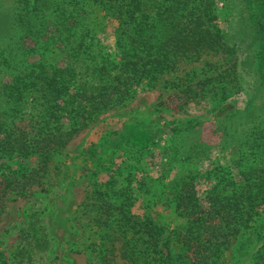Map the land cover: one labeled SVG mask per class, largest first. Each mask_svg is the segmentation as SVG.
Returning <instances> with one entry per match:
<instances>
[{"label":"rangeland","instance_id":"obj_1","mask_svg":"<svg viewBox=\"0 0 264 264\" xmlns=\"http://www.w3.org/2000/svg\"><path fill=\"white\" fill-rule=\"evenodd\" d=\"M214 1V23L226 35L231 53L179 60L177 69L162 75L155 87L140 86L124 106L77 134L52 156L44 172H37L34 158H17L0 168V251L5 264H139L123 259L121 252L104 260L100 249L123 248L118 238L123 229L105 224L111 215L104 201L127 207L132 221L153 235L146 236L151 245L163 240L178 250L180 235L189 226L177 211L185 192L194 190L207 208L216 194L226 196L232 187L227 184L242 180V170L264 168V34L252 29L258 19L264 25V7L258 0L254 5L251 0ZM0 4L13 8L18 3ZM97 24L86 23L94 35L87 42L95 50L98 36L103 47L102 53L95 50L98 59L114 66L113 56L107 55L115 49V24L104 21L102 33ZM45 26L48 36V21ZM50 43L46 73L55 69L51 66L57 59L70 55L57 56V45ZM41 52L30 40L16 45L0 34L1 92L12 77L28 80L29 90H37L15 120L32 136L46 124L47 113L51 128L68 126L51 115L53 105L64 106V99L55 101L45 93V84L33 82ZM3 110L1 98L0 114ZM225 135L230 138L223 141ZM8 176L17 181L6 182ZM245 232L212 264H255L264 247V214ZM132 238L148 253L141 235L130 234Z\"/></svg>","mask_w":264,"mask_h":264},{"label":"trees","instance_id":"obj_2","mask_svg":"<svg viewBox=\"0 0 264 264\" xmlns=\"http://www.w3.org/2000/svg\"><path fill=\"white\" fill-rule=\"evenodd\" d=\"M254 1L250 3L254 5ZM258 1L264 7V0ZM17 3L13 8L0 4V23L3 22L0 34L12 44L30 40L36 50H42L37 63L40 71L33 73V82H37L35 86L45 84V93L55 101L64 99V106L53 105L51 115L56 117L55 121H68V126L61 130L51 128L47 113L46 124L35 136L22 131L21 121H15L17 114L37 90H29L28 80L24 83L18 77L10 78L0 90V99L5 101V110L0 114V168L17 158H34L38 160L37 172H44L52 156L64 150L77 134L101 115L124 106L135 97L140 86L155 87L162 75L177 69L179 60L199 59L208 52L228 54L233 50L214 23V0H17ZM92 19L96 22H91ZM109 20L115 24L112 30L115 49L107 57L113 56L114 66L112 63L106 66V60L98 59L95 50L102 53L103 47L98 46L101 40L97 36L94 50L87 42L94 38L92 28H85L88 22L100 21L97 26L102 33L103 22ZM257 28L258 35L264 34L259 19L252 25L253 30ZM50 42L57 45L58 52L54 51L57 56L70 55L66 60L57 59L58 64L51 66L55 69L46 73L44 59ZM229 138L225 135L223 141ZM241 174L242 180L227 184L233 188L223 198L216 194L207 208L197 201L194 190L180 197L177 211L187 218L189 226L180 235L182 248L178 246V250L171 249L163 240L151 245L152 239L149 241L146 236L153 235L132 221L127 207L104 201L111 215L105 224L123 229L117 235L123 248L111 245L100 249L104 260L121 252L129 263L134 258L139 264H212L234 239L252 229L255 217L264 214V168L251 167ZM5 181L17 180L8 176ZM130 234L141 235L139 239L144 240L148 253L141 252ZM49 242L48 235V246ZM2 258L0 251V264H5ZM255 264H264V247Z\"/></svg>","mask_w":264,"mask_h":264}]
</instances>
